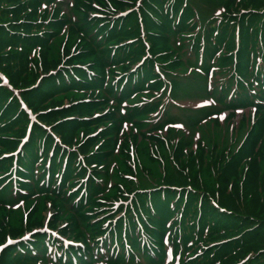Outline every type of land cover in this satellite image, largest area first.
Returning <instances> with one entry per match:
<instances>
[{
    "label": "trees",
    "instance_id": "obj_1",
    "mask_svg": "<svg viewBox=\"0 0 264 264\" xmlns=\"http://www.w3.org/2000/svg\"><path fill=\"white\" fill-rule=\"evenodd\" d=\"M0 73V157L24 135L21 103L37 115L15 165L0 159V244L50 205L49 227L80 246L38 233L0 264H162L170 247L174 263L264 264V0H0ZM192 97L209 104L180 108ZM233 107H255L237 144L186 137ZM39 124L67 149L48 157ZM20 202L27 229L9 223Z\"/></svg>",
    "mask_w": 264,
    "mask_h": 264
},
{
    "label": "rangeland",
    "instance_id": "obj_2",
    "mask_svg": "<svg viewBox=\"0 0 264 264\" xmlns=\"http://www.w3.org/2000/svg\"><path fill=\"white\" fill-rule=\"evenodd\" d=\"M52 53L55 52V50L51 51ZM66 102V101H65ZM178 105L180 108H201V107H207L209 104V99H203L201 97H192L188 99H183L180 101ZM130 104L129 102H127ZM240 110V109H239ZM236 110V107L229 108L226 110L219 111L218 114H215L211 116L208 120L204 121L200 126L194 127L191 130H186V137L191 138L192 143H204V147L209 149L212 146H215L217 149L220 148L222 144H229L231 142H235L237 144L243 137L244 134L246 133L247 126L246 123L244 124L243 122V116L245 113H242L240 111ZM166 114L169 116H177L179 119L184 120L186 112H179L176 107H168L166 109ZM146 117L142 118L146 125H157L159 124V120H156L155 117H157L155 112H152L150 114L145 115ZM162 120V119H161ZM214 121H217L220 126L214 127L215 125ZM127 123H123V127L128 128V133H129V138L133 135L137 136L138 142L142 141V137L140 136V133L146 132V126L143 127V129H139L137 127H128L126 125ZM173 128L175 130H184L183 124L180 122H174L170 123L167 128ZM150 134V133H146ZM127 137H124L120 140V143L122 144L123 141L126 140ZM153 175V174H152ZM150 175L148 179L150 180L149 182H145V184H154L155 178ZM45 202V201H44ZM9 212H19L21 214V218L14 219L13 216H9V223L11 226L18 227V222L20 221L23 226H25V229H27V223L29 220V217L31 216V212L33 210V207L29 209L26 208L25 204H19L18 206L7 209ZM4 212V211H3ZM5 215V214H4ZM52 208L51 206H47L45 210H43L41 216L45 218L48 217L49 221L52 219ZM3 216V213L0 212V218ZM62 224V223H61ZM47 225L44 224V220L42 221V224L39 228V226H35L38 228H34L31 231H27L24 234L21 235V237H30L33 235H36V233L45 231V227ZM33 228V227H31ZM49 230H51V227H49ZM47 229V228H46ZM52 231V230H51ZM19 237V238H21ZM8 238H11L8 236ZM67 238V237H66ZM11 240H14L11 238ZM165 264V263H163Z\"/></svg>",
    "mask_w": 264,
    "mask_h": 264
}]
</instances>
